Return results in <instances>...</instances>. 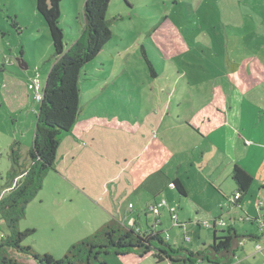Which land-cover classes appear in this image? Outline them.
I'll return each instance as SVG.
<instances>
[{
    "label": "rangeland",
    "instance_id": "1",
    "mask_svg": "<svg viewBox=\"0 0 264 264\" xmlns=\"http://www.w3.org/2000/svg\"><path fill=\"white\" fill-rule=\"evenodd\" d=\"M84 1L60 2L59 25L66 47L82 31ZM235 1L110 0L107 18L115 37L84 67L86 79L80 82L81 118L90 123L93 134L80 137L71 132L60 141L55 171L48 173L18 223L20 230H35L24 245L61 258L73 242L114 217L128 226L138 224L142 230L153 226L174 247L198 251L212 239V229L204 221L216 216L225 222H216L217 235L232 225L240 235L256 236L242 238L231 264H264V227L259 225L264 216V85L244 92L242 106L232 111L240 119L238 129H232L249 139L247 143L240 140L234 155L238 160L246 156L238 163L253 178L238 205L232 201L233 167L220 163L216 147L225 126L201 138L183 122L196 117L200 107L210 106L212 86L225 89L221 74L226 71L220 62L226 57L228 32L239 33L236 36L247 42L249 51L257 50L256 58L264 67V0H247L250 4L233 8ZM242 7L248 10L243 16ZM232 11L236 20L229 22ZM239 16L242 25L237 24ZM245 22L251 39L243 33ZM213 25L221 48L210 52L205 46L201 49L202 42L196 37ZM225 25L239 27L228 30ZM141 45L159 71L157 78L148 75ZM186 48V53L178 55ZM52 54L50 33L36 0H0V198L11 188L6 174L13 142H19V161L29 162L39 106L30 84L38 79L42 91ZM20 59L25 65H20ZM226 90L223 95L229 103ZM202 151L208 152L203 158ZM213 166L214 173L208 175ZM175 173L186 189L185 197H179L169 184ZM216 176L219 182L215 185L211 180L216 181ZM92 197L101 199L90 204ZM155 197L166 201L157 223L151 213L142 214ZM169 209L177 214L176 223ZM0 231H7L1 220ZM104 258L108 264H181L168 259L157 262L151 254L142 258L108 254Z\"/></svg>",
    "mask_w": 264,
    "mask_h": 264
},
{
    "label": "trees",
    "instance_id": "2",
    "mask_svg": "<svg viewBox=\"0 0 264 264\" xmlns=\"http://www.w3.org/2000/svg\"><path fill=\"white\" fill-rule=\"evenodd\" d=\"M60 2L61 0H36L37 11L43 17L50 33L53 54L50 57L51 66L42 87V97L38 102L33 140L28 149V164L19 161V142H13L10 145L11 166L6 174V183L11 188L0 198V220L4 222L7 230L0 231V264H108L104 258L108 254L118 257L136 254L139 258L151 254L157 262L168 259L170 262L181 264H201V261L231 264L236 251L241 246L242 238L256 236L240 235L232 225H228L226 230L222 229L223 234L217 235L216 222L222 220L220 217L204 221L211 224L210 227L204 226L211 228L213 234L211 242L208 245L202 244L198 251L187 249L182 245L174 247L163 237L162 231L153 226L142 230L137 225L122 224L116 218L108 219L89 235L73 242L61 258H55L48 252L40 254L32 246L22 243L35 230L33 228L20 230L18 223L24 218L28 203L42 189L48 173L55 170L57 148L61 138L65 133L70 132L78 121L82 101L80 82L86 79L84 67L106 50L115 37L111 22L107 18L110 0H85L82 8V31L66 47L64 33L59 25ZM243 2L250 4L247 0H236L235 5L231 6L235 8L237 4L241 5ZM245 11L248 10L242 7L240 15ZM234 14L235 12L232 11V14L228 16L229 22L236 20ZM241 19L239 16L238 25H242ZM214 27V25L208 28L205 26L206 33L196 37L202 42L201 49L205 50L202 48L205 46L207 50L214 52L215 49L221 48L220 36ZM238 27L224 26L228 30L238 29ZM244 27L243 33H248L247 27ZM236 34L239 33L228 32L227 39L236 37ZM229 41L227 57L223 62L234 70L241 60L236 58L238 48ZM140 49L148 75L151 78H157L159 71L146 47L141 45ZM20 65H25L21 59ZM17 177L20 178L19 181L12 185ZM231 178L236 185L234 193H238L233 205H238L250 189L253 178L238 165L233 166ZM169 184L176 190L178 196H186L184 186L178 178L172 179ZM261 187L264 188V183ZM156 201L158 198L155 197L149 203ZM149 203L145 205V208ZM147 213L150 212L146 208L144 215ZM247 219L252 221L251 218Z\"/></svg>",
    "mask_w": 264,
    "mask_h": 264
},
{
    "label": "crops",
    "instance_id": "3",
    "mask_svg": "<svg viewBox=\"0 0 264 264\" xmlns=\"http://www.w3.org/2000/svg\"><path fill=\"white\" fill-rule=\"evenodd\" d=\"M246 22H245L244 26L248 27ZM246 34H248V39L252 38L250 36V32H248ZM239 38H240V36H236L234 38L230 37V39L228 38L230 41H233L234 42L233 44H235L236 47L238 48V51H237L238 55L236 56V58L241 60L239 63V66H237L236 69L232 70L229 67H227L226 64H224L223 61L225 60V58L221 59V62H220V67L222 68V70L226 71L225 73L223 72L221 74V78L223 77L224 79H226L225 89H227L226 91H227V95L229 97L230 102L227 103V98L225 99V96L223 95L225 89H222V86H219V84H215L214 86H212L213 87L212 90H209V92L213 91V92H211V96H210V102H209L210 106L204 110L202 107H200L199 110L196 112L197 113L196 117L192 118L190 121H188L187 119H183V122H185V124H187L188 127L189 126L194 127L193 131L201 134V136H200L201 138H205L207 135H209L211 132H213L214 128H216L220 125L225 126V133L222 137L221 142L219 144H217L218 146H216V147L219 150V158L221 160L220 163H222V161H223L227 165L231 164L232 167L234 165L239 166L238 162L244 160L245 159L244 157H246L244 155L243 157H241V160H238V158H236L237 156L235 157V155H234L235 153L237 154V152H236L237 147L236 146H238V144H240V142H241L240 140L242 139L243 143L249 142L248 138L242 137V135L237 130L234 131V129H232V127L233 128L236 127V129H238L237 126L240 125L239 115H235L234 113L232 114V111H234L235 109L238 110V108H240L242 106V104H243V93L244 92L249 91L253 88H256L257 86L262 87L264 85V67L261 64H259L260 63V60H258L259 56L256 58L258 53L255 51H257V50L251 49L252 51H249L247 49V42L240 41ZM186 49H187L186 51L181 52L178 55H183V53H186L188 51V48H186ZM208 51H210V50H208ZM189 55H190V52H189ZM225 110H226L227 114H225ZM229 110H231V112H229ZM81 112H82V107H81ZM81 112H80L78 121L76 122L74 128L70 132L65 133L63 135V137L61 138V140L64 137H67L71 132H73L74 135L75 134L79 135L80 137H82V135H92L93 134L92 131H90L91 130L90 123L88 124L85 120H83L81 118ZM218 114H221V115H218ZM89 127H90V129H89ZM228 128L231 130H228ZM86 132H88V133H86ZM82 144L84 145V144H86V142L83 141ZM207 154H208L207 151L206 152L202 151L201 152V158H203ZM71 158H73V155L71 156ZM213 169H216V168H214V166H213V168L208 171V175H210L211 173H214ZM153 170H155V169H153ZM228 170H229V168H228ZM228 170L226 171L227 174H228ZM53 171H55V170H53ZM246 172L248 173V171H246ZM162 174H165V173L162 172ZM175 178H178L180 180L178 175L175 173V175L171 179H169V182ZM230 178H231V173H230ZM217 179H218V177L216 176V179H215L216 181L211 180V182L213 184L215 183V185H216V183L219 182ZM231 180H232V178H231ZM180 182H181V180H180ZM263 183H264V181H262V184ZM233 187H234V189L236 187L234 181H233ZM184 189H185V187H184ZM185 191H186V189H185ZM221 191H222L221 189L218 190L219 193ZM179 197H181V196H179ZM182 197H185V196H182ZM100 199H101L100 197L99 198L92 197L89 199L88 203L94 204L95 200L99 201ZM107 206L109 207V209H111V206L108 203H107ZM131 208H129V209H131ZM144 212H145V206L143 207L142 214H143V216H146L147 214L144 215ZM215 217L216 216H214L213 218H215ZM246 217L250 218L248 216H246ZM112 218H114V217H112ZM138 218H139V214L137 215V219H133V221L135 220V222H133L134 224L137 222ZM135 225L138 226V224H135ZM250 233H252V232H250ZM130 255L135 256L133 254H129L127 256H130ZM124 257H126V256H124Z\"/></svg>",
    "mask_w": 264,
    "mask_h": 264
},
{
    "label": "built area",
    "instance_id": "4",
    "mask_svg": "<svg viewBox=\"0 0 264 264\" xmlns=\"http://www.w3.org/2000/svg\"><path fill=\"white\" fill-rule=\"evenodd\" d=\"M40 87H41V85H40V82H39V80L38 79H36V80H34L31 84H30V88H32L34 91H35V95H34V100L36 101V102H39L40 101V99H41V97H42V93H41V90H40ZM237 197H238V193H234L233 195H232V201H234V200H236L237 199ZM165 205H166V201L165 200H163V199H161V200H158V201H156V202H151V203H149V205L146 207L147 208V210L152 214V215H154V222H156L157 223V221H158V215H159V210H160V208H162V207H165ZM259 206H260V203H258V205H257V207L259 208ZM131 207V204H129V208ZM146 208H145V210H146ZM168 212H169V216H170V219L172 220V221H175V223L177 222V214L176 213H172V210L171 209H169L168 210ZM259 219L258 218H255L254 219V221L255 222H257ZM260 222H259V225L261 226H263L264 227V216H263V218L262 219H260L259 220ZM219 224H224V222L222 221V220H219V221H217ZM204 224L206 225V226H211V224L210 223H207V222H204Z\"/></svg>",
    "mask_w": 264,
    "mask_h": 264
}]
</instances>
